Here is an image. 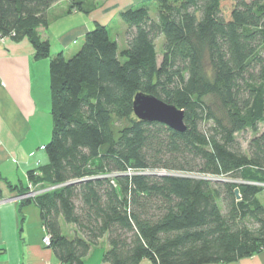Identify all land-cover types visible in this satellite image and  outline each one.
<instances>
[{
	"label": "trees",
	"instance_id": "1",
	"mask_svg": "<svg viewBox=\"0 0 264 264\" xmlns=\"http://www.w3.org/2000/svg\"><path fill=\"white\" fill-rule=\"evenodd\" d=\"M59 1L0 0V38L50 58L48 164L27 178L54 189L19 204L38 207L59 263L86 264L104 237L102 264L228 263L264 250V0H147L117 14L125 48L95 22L69 59L38 34ZM66 1L69 13L97 8ZM137 93L183 110L186 130L139 121ZM243 132L254 135L245 152Z\"/></svg>",
	"mask_w": 264,
	"mask_h": 264
},
{
	"label": "crops",
	"instance_id": "2",
	"mask_svg": "<svg viewBox=\"0 0 264 264\" xmlns=\"http://www.w3.org/2000/svg\"><path fill=\"white\" fill-rule=\"evenodd\" d=\"M144 1L147 0H106L85 15L77 26V22L59 24L78 14L75 11L69 13L68 6L60 9V5L67 3L62 0L48 10L45 33L38 29V34L51 45L46 31L58 24L54 33L58 45L51 57L61 52L69 59L77 51L70 49L74 39H83L95 22L109 26L117 20L124 31L117 14ZM112 38L118 41V36ZM49 59L35 60L33 47L26 38H0V199L19 194L20 188L33 187L27 173L48 164L42 147L49 142L52 132ZM60 227L62 231L65 228L68 232L74 231L73 226L66 227L63 221H60ZM44 236L40 212L35 204L0 205V264H61L52 249L42 244ZM100 243L97 261L99 259L102 264L100 259L107 249L105 237ZM95 254L94 248L84 259L85 263L91 264ZM140 264L151 263L144 259ZM215 264H264V250L250 257Z\"/></svg>",
	"mask_w": 264,
	"mask_h": 264
},
{
	"label": "rangeland",
	"instance_id": "3",
	"mask_svg": "<svg viewBox=\"0 0 264 264\" xmlns=\"http://www.w3.org/2000/svg\"><path fill=\"white\" fill-rule=\"evenodd\" d=\"M105 1L106 0H96L97 5H99V7H100V5L102 6L103 5L102 3H104ZM140 5H141V3L139 5H137V6H140ZM67 6H68L67 3H63L59 7L61 9L62 7L66 8ZM148 8H149L150 16L151 17H155V14H156V10H155L156 6H155V4L148 1ZM96 14H98V12ZM96 14H94V15H96ZM84 18H86L85 14L78 13L77 16H72L71 18H65V20L60 21L59 24L60 25H70V24H73V23L77 22V26H78L79 24H81V21ZM118 21H121V20L118 19ZM118 23L119 22H117V20H115L114 22H111L110 25L108 26V29H109V33H110L111 37L118 36V39H119L118 50L120 51L123 48H125V45H124V31L122 30L121 26H119ZM121 23H122V21H121ZM57 27H58V24L55 25V26H52L51 29H49V31H46L48 37L50 38V42H51V54L54 52V50L57 48V45H58L56 40L54 39V33L56 32L55 29H57ZM44 33H45V31H44ZM162 43H163V37H161L160 40L156 41V50H157V53H158V62H160V58H161L160 50H161ZM82 44H83V39H81V38L74 39V43L71 44L70 49L73 50V51L77 50L74 53V54H76L78 52V50L81 48ZM51 54H50V56H51ZM120 60H123V58H120ZM261 130H263L262 126L260 127V131ZM253 136L254 135L252 133H250V132H243V133H239V134L236 135V139H237L238 143L240 144V147H241L242 151H244V152L246 151L247 144H248V142L251 140V138ZM161 174H163V173H161ZM200 178H203V177H200ZM209 180L226 181V182L232 181L231 179H228V178H224V179H209ZM36 189L40 190L41 188L38 187ZM258 197H259L261 202H264V191ZM65 226H66V224H65ZM66 227H68V226H66ZM62 232H63V235L66 236V237H68V236H70L72 234V232H68V228H65V230L62 231ZM99 247H101V243L99 244ZM100 251H101L100 248H98V247L95 248V253L96 254L93 255V257L91 258V260H90L91 264H95V262H96V264H99V259L97 261V257H98V253ZM101 260H102V257H101L100 261Z\"/></svg>",
	"mask_w": 264,
	"mask_h": 264
},
{
	"label": "water",
	"instance_id": "4",
	"mask_svg": "<svg viewBox=\"0 0 264 264\" xmlns=\"http://www.w3.org/2000/svg\"><path fill=\"white\" fill-rule=\"evenodd\" d=\"M132 111L139 121L160 123L178 133L186 130L183 110L164 103L152 95L137 93L133 99ZM234 194L239 198L237 189L234 190Z\"/></svg>",
	"mask_w": 264,
	"mask_h": 264
},
{
	"label": "built area",
	"instance_id": "5",
	"mask_svg": "<svg viewBox=\"0 0 264 264\" xmlns=\"http://www.w3.org/2000/svg\"><path fill=\"white\" fill-rule=\"evenodd\" d=\"M52 189H54V187L42 188L40 190H37L36 188L29 186L28 189L21 194H17V195L12 196V197L0 199V205L5 204V203H21L23 201L32 200L35 197L39 196L40 194H43V193L50 191ZM49 243H50L49 236L45 235L42 238V244L44 246H49Z\"/></svg>",
	"mask_w": 264,
	"mask_h": 264
}]
</instances>
